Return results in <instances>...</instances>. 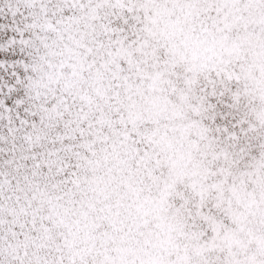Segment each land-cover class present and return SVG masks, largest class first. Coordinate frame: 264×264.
I'll return each instance as SVG.
<instances>
[{"label": "snow or ice", "instance_id": "obj_1", "mask_svg": "<svg viewBox=\"0 0 264 264\" xmlns=\"http://www.w3.org/2000/svg\"><path fill=\"white\" fill-rule=\"evenodd\" d=\"M0 264H264V0H0Z\"/></svg>", "mask_w": 264, "mask_h": 264}]
</instances>
